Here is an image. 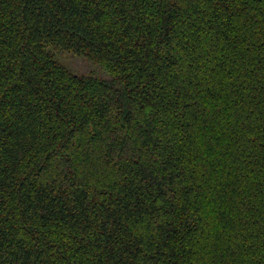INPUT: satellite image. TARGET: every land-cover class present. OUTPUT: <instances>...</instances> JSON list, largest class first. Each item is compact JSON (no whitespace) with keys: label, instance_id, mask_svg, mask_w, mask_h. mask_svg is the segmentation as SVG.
<instances>
[{"label":"trees","instance_id":"1","mask_svg":"<svg viewBox=\"0 0 264 264\" xmlns=\"http://www.w3.org/2000/svg\"><path fill=\"white\" fill-rule=\"evenodd\" d=\"M0 264H264V0H0Z\"/></svg>","mask_w":264,"mask_h":264},{"label":"rangeland","instance_id":"2","mask_svg":"<svg viewBox=\"0 0 264 264\" xmlns=\"http://www.w3.org/2000/svg\"><path fill=\"white\" fill-rule=\"evenodd\" d=\"M59 59L71 68L73 71L81 74H97L100 76H106L99 66L91 63L83 57H79L70 53H63L59 55Z\"/></svg>","mask_w":264,"mask_h":264}]
</instances>
